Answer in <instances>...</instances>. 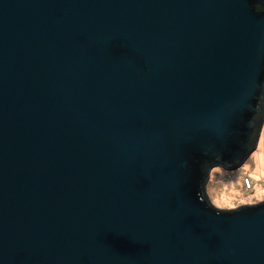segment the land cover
<instances>
[{"label":"water","instance_id":"obj_1","mask_svg":"<svg viewBox=\"0 0 264 264\" xmlns=\"http://www.w3.org/2000/svg\"><path fill=\"white\" fill-rule=\"evenodd\" d=\"M263 125L264 0H0V264H264Z\"/></svg>","mask_w":264,"mask_h":264},{"label":"rangeland","instance_id":"obj_2","mask_svg":"<svg viewBox=\"0 0 264 264\" xmlns=\"http://www.w3.org/2000/svg\"><path fill=\"white\" fill-rule=\"evenodd\" d=\"M251 183L246 189L243 181ZM212 206L220 211H232L264 202V125L256 151L238 170L226 172L214 168L206 187Z\"/></svg>","mask_w":264,"mask_h":264},{"label":"built area","instance_id":"obj_3","mask_svg":"<svg viewBox=\"0 0 264 264\" xmlns=\"http://www.w3.org/2000/svg\"><path fill=\"white\" fill-rule=\"evenodd\" d=\"M243 184H244V186H245L246 189H250V187H251V183H250L249 180L244 179Z\"/></svg>","mask_w":264,"mask_h":264},{"label":"trees","instance_id":"obj_4","mask_svg":"<svg viewBox=\"0 0 264 264\" xmlns=\"http://www.w3.org/2000/svg\"><path fill=\"white\" fill-rule=\"evenodd\" d=\"M204 194H205V197L209 200V198L207 196L206 188H204Z\"/></svg>","mask_w":264,"mask_h":264}]
</instances>
